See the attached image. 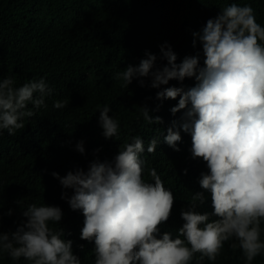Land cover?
<instances>
[{"label":"clouds","instance_id":"clouds-1","mask_svg":"<svg viewBox=\"0 0 264 264\" xmlns=\"http://www.w3.org/2000/svg\"><path fill=\"white\" fill-rule=\"evenodd\" d=\"M193 36V46L197 41L202 44L203 66L199 54L177 63V53L165 43L160 52L167 63L162 67L156 66L157 55L147 52L138 66L129 65L117 78L125 87L134 78L145 86L144 78H151L150 87L157 89L173 79L195 78V86L163 88L156 97H179L171 112L184 110L181 122L173 121L164 141L179 151L180 129L191 133L192 156L202 158L209 169L201 173L199 183L211 194L214 211L196 210L197 201H206L204 192H197L181 213L185 222L178 236L172 238L167 231L160 235L175 198L155 168L149 172L154 182L142 178L146 162L141 159L145 146L140 137H133L111 160L91 161L87 170L78 167L64 176L53 172L64 189L72 190L71 196L64 192L62 198L72 210H82L80 238L94 245L95 264H189L194 253L215 261L224 242L233 238L238 244L231 247L242 249L246 264L264 253V26L250 4L232 3ZM14 84L11 76L0 79V134L7 130L15 135L24 129V119L46 106L45 98L52 93L44 78ZM66 104L57 100L53 107L62 109ZM109 112L107 105L100 110L103 135L118 138L119 124ZM142 115L150 124L162 122L160 116L150 115L146 105ZM158 143L152 139L147 152L154 153ZM76 149L85 152L83 141ZM22 215L26 219L18 217L12 227L0 224V251L30 264H81L73 241L63 238L64 229L49 226L62 221L59 206L33 203ZM210 216L218 219L210 221Z\"/></svg>","mask_w":264,"mask_h":264},{"label":"trees","instance_id":"trees-1","mask_svg":"<svg viewBox=\"0 0 264 264\" xmlns=\"http://www.w3.org/2000/svg\"><path fill=\"white\" fill-rule=\"evenodd\" d=\"M232 3L250 4L257 22L264 26V0H0V79L11 76L14 86L19 87L44 78L52 89L45 98L46 106L24 119V129L15 135L7 130L0 134L1 226L12 227L18 217L24 221L22 213L30 204L59 206L62 221L49 222V226L64 229L63 238L73 241V252L81 264H95L94 245L80 238L85 219L82 210L70 208L62 195L68 192L71 196L72 190L64 189L52 173L64 176L78 167L87 170L97 158L111 160L133 137L144 141L141 159L146 162V172L142 178L154 182L149 172L155 168L175 198L160 235L167 231L172 238L178 236L185 222L181 213L188 210L197 192H204L206 201H197L196 210L213 212L211 194L199 183L201 173L209 169L202 158H193L191 133L180 129L179 151L164 141L173 121L181 122L184 110L171 112L179 97H156L163 88L195 86V78L173 79L157 89L150 87L151 78H144L145 86L134 78L125 87L117 74L129 65L138 66L147 52L156 54V66L162 67L167 63L160 52L165 43L177 53V63L185 56L199 54L203 66L202 44L197 41L193 46V33L200 32L209 19ZM57 100L67 101L66 106L54 108ZM105 105L119 124L118 138L103 135L99 116ZM145 105L152 117L162 118L160 124L144 119ZM28 107L32 108L31 103ZM154 138L159 140L156 151L148 153ZM80 141L84 153L76 149ZM10 209L12 214L8 215ZM215 219L210 216V221ZM261 228L264 240V222ZM233 243L238 244L235 238L224 242L215 261L194 253L189 264H246L242 249L234 250ZM0 264L30 262L23 257L13 260L0 251ZM252 264H264V253Z\"/></svg>","mask_w":264,"mask_h":264}]
</instances>
